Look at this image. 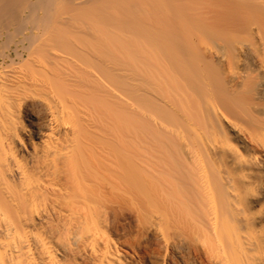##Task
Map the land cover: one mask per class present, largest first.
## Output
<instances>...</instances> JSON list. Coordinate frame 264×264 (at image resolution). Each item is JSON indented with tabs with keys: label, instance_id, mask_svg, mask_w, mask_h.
I'll use <instances>...</instances> for the list:
<instances>
[{
	"label": "bare ground",
	"instance_id": "obj_1",
	"mask_svg": "<svg viewBox=\"0 0 264 264\" xmlns=\"http://www.w3.org/2000/svg\"><path fill=\"white\" fill-rule=\"evenodd\" d=\"M12 27L0 264H264V0H0Z\"/></svg>",
	"mask_w": 264,
	"mask_h": 264
},
{
	"label": "rangeland",
	"instance_id": "obj_2",
	"mask_svg": "<svg viewBox=\"0 0 264 264\" xmlns=\"http://www.w3.org/2000/svg\"><path fill=\"white\" fill-rule=\"evenodd\" d=\"M10 30V31H9ZM9 30H0V34H1V36H0V42H27V41H23V34H20L21 32H17L16 31V29L14 28V27H12V28H10ZM14 30H15V32H14ZM11 31H13V32H11ZM6 32H8V34H6ZM18 33V34H17ZM20 34V35H19ZM5 35V36H4ZM8 35H9V38H7L8 37ZM12 35V36H11ZM7 36V37H6ZM12 39V40H11ZM42 39H45V41L43 40L42 41ZM8 40V41H7ZM36 42H47V38H46V36H44V37H42V38H40L38 41H36ZM1 48V47H0ZM5 48H4V46L2 47V50L1 51H3Z\"/></svg>",
	"mask_w": 264,
	"mask_h": 264
}]
</instances>
